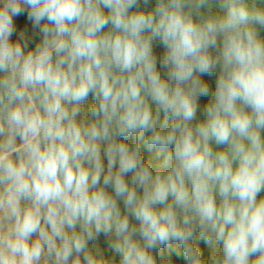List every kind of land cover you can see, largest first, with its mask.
Segmentation results:
<instances>
[{"label":"clouds","instance_id":"obj_1","mask_svg":"<svg viewBox=\"0 0 264 264\" xmlns=\"http://www.w3.org/2000/svg\"><path fill=\"white\" fill-rule=\"evenodd\" d=\"M150 4L0 0V264H264V0Z\"/></svg>","mask_w":264,"mask_h":264},{"label":"rangeland","instance_id":"obj_2","mask_svg":"<svg viewBox=\"0 0 264 264\" xmlns=\"http://www.w3.org/2000/svg\"><path fill=\"white\" fill-rule=\"evenodd\" d=\"M131 142H132V140L130 138L129 139V143H131ZM141 148H142V152H143V155H144L146 161L150 162L152 164L153 168H154V165L156 164V162L159 161V159H161V158H157L156 157V154H155L154 150L149 152L146 148H144L143 144L141 145ZM105 163H106V161H105ZM121 207H122V205H121ZM196 241H199V239L197 238ZM92 246L101 248L105 252V255H108V256L113 255L111 250L108 248L107 240H106V238L103 235H101L97 239V241L92 242ZM199 246L203 249L204 254L206 256H210L211 255L212 249L209 246L205 245L203 243V241H201L199 243ZM171 258L173 259L175 264H185V261L183 260L182 256L177 257V256H175V254H172ZM158 259H159V256H158Z\"/></svg>","mask_w":264,"mask_h":264},{"label":"trees","instance_id":"obj_3","mask_svg":"<svg viewBox=\"0 0 264 264\" xmlns=\"http://www.w3.org/2000/svg\"><path fill=\"white\" fill-rule=\"evenodd\" d=\"M153 5H154V0H152V4H150L149 7H151ZM141 6L143 7V5H141ZM16 20H17V23L19 25L25 26L29 30L30 34L35 36L34 42L39 40L38 32H34L31 29V22L27 21L26 16L18 17V18H16ZM260 33H261L262 36H264V29H261ZM13 39H15V37H13ZM34 42H33V44H30V47H34ZM155 48H156L157 52L162 51V49L160 48V46L158 44L155 45ZM204 79L208 80L210 86L212 88H214V81H215V76L214 75L211 76V77L205 76ZM207 99L208 98H202L201 102L205 103V102H207ZM161 159H159V161L156 162V164L154 165V169L158 165V163L160 162ZM197 238H198V233H197ZM195 242H197L199 244L201 241L199 240V241H195Z\"/></svg>","mask_w":264,"mask_h":264}]
</instances>
